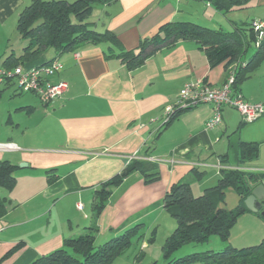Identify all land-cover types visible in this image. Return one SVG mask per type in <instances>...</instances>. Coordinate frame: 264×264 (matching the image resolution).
<instances>
[{
	"label": "crops",
	"instance_id": "obj_1",
	"mask_svg": "<svg viewBox=\"0 0 264 264\" xmlns=\"http://www.w3.org/2000/svg\"><path fill=\"white\" fill-rule=\"evenodd\" d=\"M31 2L0 0L4 59L19 56L27 44L16 34V22ZM241 9L250 10L249 23L228 18L203 0H105L93 9L90 21L96 32L110 31L131 51L168 22L232 31L234 26L264 21V0H247L230 12ZM15 34L16 47H8ZM111 51L107 43L62 55L47 49L22 66L30 69L57 58L63 68L53 81H64L68 88L48 104L27 96L0 113V161L16 167L14 187H0V199L6 200L7 207L0 218V264H31L59 249L65 239L88 233L90 227L97 229L96 245L137 224H143L144 238L150 234L154 240H165L176 226L163 208L168 189L186 183L193 196V191L196 197L203 194L216 185L222 170L238 168L240 143L258 146V157L243 170L264 175V116L244 122L236 110L223 107L220 124L207 129L213 106L206 104L178 113L161 127L164 108L173 104L186 83L203 79L219 88L234 64L211 68L194 41L160 49L135 71L126 69L115 55L109 56ZM247 54L242 62L252 55ZM238 92L249 103L264 102V61ZM128 167L134 171L111 188L103 210L94 217L96 190ZM145 174L157 177L147 181ZM234 194L236 208L240 202ZM223 203V209L232 210ZM247 217L257 223L247 236L258 226L262 230L236 248L257 245L264 237V218L250 211L239 218ZM141 243L140 249L148 248L146 241ZM112 264L130 263L122 255Z\"/></svg>",
	"mask_w": 264,
	"mask_h": 264
},
{
	"label": "trees",
	"instance_id": "obj_2",
	"mask_svg": "<svg viewBox=\"0 0 264 264\" xmlns=\"http://www.w3.org/2000/svg\"><path fill=\"white\" fill-rule=\"evenodd\" d=\"M207 1L222 13L241 8L247 3V0ZM104 2L105 0H32L19 13L16 22L17 35L21 40L27 41V44L19 56H7L0 68L11 70L23 66L47 49L62 55L107 43L112 50L109 56L115 55L126 69L135 71L160 49L180 41H194L204 51L211 68L222 63L236 65L232 89L238 91L239 85L264 61V34L256 45L258 34L253 30L252 22L234 26L232 31L213 30L191 22H168L162 24L152 37L141 40L136 50L127 51L110 31L96 32L93 28L91 13L96 6ZM250 48H253L254 52L248 61L242 62ZM242 63L244 66H241ZM11 81L13 80L6 79L0 86L8 85ZM1 93L0 89V98ZM257 157L256 144L240 143L238 168L222 170L216 185L206 189L203 194L194 197L186 183L174 184L168 189L163 198V208L176 222V227L162 245L166 264H264V237L257 245L246 248L226 245L220 251L209 250L171 259L172 254L183 246L203 244L211 236L219 237L225 244L228 242L230 230L237 219L243 213L249 212L244 200L264 179L263 174L243 170V167L255 161ZM15 168L8 161H0V187L6 190L14 187ZM132 171L133 167L126 168L96 190L93 202L94 217H98L103 210L111 188L119 185ZM145 177L147 181H151L157 174H145ZM228 188L237 194L240 202L232 210H225L220 206L224 202V190ZM6 212V200L0 199V218ZM142 229L143 224L134 225L107 242L96 245L94 233L97 229L90 227L88 233L65 239L59 249L39 257L31 264H112L115 259L124 255L134 242L144 241ZM153 241V236L147 239V243ZM19 247L20 245H17L8 254L11 255Z\"/></svg>",
	"mask_w": 264,
	"mask_h": 264
},
{
	"label": "built area",
	"instance_id": "obj_3",
	"mask_svg": "<svg viewBox=\"0 0 264 264\" xmlns=\"http://www.w3.org/2000/svg\"><path fill=\"white\" fill-rule=\"evenodd\" d=\"M204 2L207 6H210L207 0H204ZM252 28L258 34V42L256 43L258 45L264 34V22L253 21ZM241 66H244V63ZM235 67L234 64L226 80L219 88H212L203 79L186 83L178 92L173 104L164 108L160 119L161 127L170 123L179 112L206 104L213 106V114L206 123L207 129L220 124L221 109L223 107L236 110L244 122H253L263 117L264 102L249 103L240 92L233 91ZM62 68L63 65L57 58L30 69H24L22 66L11 70L0 68V83L6 79H12L15 81L17 90L20 93H30L39 98L44 104H48L60 99L67 91L68 85L66 82L53 81V78L61 73ZM77 208H81V205L77 204Z\"/></svg>",
	"mask_w": 264,
	"mask_h": 264
},
{
	"label": "rangeland",
	"instance_id": "obj_4",
	"mask_svg": "<svg viewBox=\"0 0 264 264\" xmlns=\"http://www.w3.org/2000/svg\"><path fill=\"white\" fill-rule=\"evenodd\" d=\"M44 1H51V0H44ZM63 1L73 2L74 0H63ZM249 11H250L249 9H241L238 11L228 12L226 13L225 16H227L228 18L234 17L236 19H239L238 21H240V23H243L246 21H248L247 23H249V20H247V19H250V18H247L249 15ZM255 21H260V20H255ZM12 29H13L12 24H10L8 31L11 33V35L13 34ZM16 34L13 35V38L10 42V45H8V47H11V46L16 47L17 43L15 42V39H14ZM253 52H254V49L251 48L247 55L250 56ZM3 60H4V56H0V67L2 65ZM0 89L2 90L1 98H0L1 115L4 114L5 111L8 109L9 103L10 105H13L16 102L21 101V98L23 97L33 96L30 93H20L17 90V86L14 80L11 81L10 84L8 85H1ZM17 91L19 93H17ZM193 193H194V197H196V194L194 191ZM235 201H236V196L233 190L229 188L227 190V194L224 200L225 203H223V206L230 207V209H233L236 205ZM248 214L250 215L251 213H247L246 215ZM248 218L249 217H247L246 219H242V218L237 219L238 221H236V223L230 230V236L228 240L229 245H232V246L241 245L238 243H244V241L246 240L255 239L256 235L253 236V234L258 232V230L259 231L262 230L261 226L260 227L258 226L257 231L252 233V235L247 236L246 232L250 229L256 228L255 224H257L252 219L250 218L248 219ZM172 222L176 225V222L173 219H172ZM149 235L150 234H145L144 241H146V243H147V239H149ZM164 241L165 240H162V238L160 239V237H157L155 238L154 242L147 243L148 248L145 250L140 249V246L142 245L141 242L139 243L134 242L129 248V250L123 255V259L127 258L130 264L132 263L133 264H166V261L162 255V245ZM224 247L225 245H223V242L219 239V237L211 236L209 240L203 244H188V245L183 246L182 248H180L179 250H177L175 253L172 254L171 259H177V258L184 257L186 255H189V254L200 253V252H205L209 250L220 251ZM140 253H142L141 256H140Z\"/></svg>",
	"mask_w": 264,
	"mask_h": 264
},
{
	"label": "water",
	"instance_id": "obj_5",
	"mask_svg": "<svg viewBox=\"0 0 264 264\" xmlns=\"http://www.w3.org/2000/svg\"><path fill=\"white\" fill-rule=\"evenodd\" d=\"M246 209L252 213H259L264 218V186H256L244 200Z\"/></svg>",
	"mask_w": 264,
	"mask_h": 264
}]
</instances>
